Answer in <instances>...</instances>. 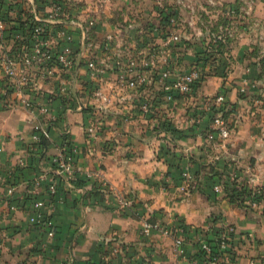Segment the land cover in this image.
I'll use <instances>...</instances> for the list:
<instances>
[{"label": "crops", "instance_id": "obj_1", "mask_svg": "<svg viewBox=\"0 0 264 264\" xmlns=\"http://www.w3.org/2000/svg\"><path fill=\"white\" fill-rule=\"evenodd\" d=\"M57 1L68 11L64 25H59L74 36L75 69L69 74L45 63L32 65L27 69L31 83L24 91L55 115L54 123L48 125L50 137L44 150L33 153L29 147L36 123L45 117L20 104L0 109V236L5 234L0 264H93L102 260L107 264H206L198 256L196 239H206L219 221L234 227L235 257L207 264H264V199L252 208L236 206L222 187L218 192L211 190L205 174L209 164L224 173L231 161L249 188L264 187V55L248 54L251 34L243 31L233 37V47L236 50L238 45L240 54L220 52L219 57L226 58L232 68L225 81L210 74L216 86L222 83L233 106L229 115L233 129L222 139L206 129L204 110L190 116L180 97L168 105L159 101V86L149 75L163 66L158 67V56L149 48L151 40L162 46L150 32V22L158 19L159 9H174L179 16L180 10H188L191 15L184 20L194 28L196 18L191 11L200 1V7L220 26L222 0H125L120 8L126 17L118 24L101 18L105 0H0V54L19 46L29 22L43 17ZM231 2L242 14L243 20H235L238 29L253 28L255 15L264 13V0ZM109 35L112 40L106 48L104 40ZM90 55L105 67L116 60L125 63L130 57L145 64L147 83L138 91L154 98L152 113L140 114L137 91L119 80L116 69L108 68L100 79L91 80L86 70ZM154 65L157 69H152ZM238 88H244L245 95ZM92 118L101 123V132L89 144L85 127ZM165 119L175 133L160 128ZM63 130L79 150L74 167L82 185L60 182L50 197L47 182L37 181V176L52 173L51 158ZM206 147L220 152L214 162L207 161ZM185 168L201 177L198 189L185 188L179 176ZM86 172L97 173L98 180L92 177L85 182ZM101 182L114 193L133 196V208L120 210L103 203L95 188ZM40 199L45 205L38 208L35 202ZM145 218L171 231L181 224L189 227L185 245L176 248L170 234L158 230L144 236L141 221ZM113 249L118 252L112 253Z\"/></svg>", "mask_w": 264, "mask_h": 264}, {"label": "built area", "instance_id": "obj_2", "mask_svg": "<svg viewBox=\"0 0 264 264\" xmlns=\"http://www.w3.org/2000/svg\"><path fill=\"white\" fill-rule=\"evenodd\" d=\"M167 11V18L165 22L157 19L150 22L151 38L158 37L163 45L169 46L175 44L179 39L175 33V27L178 24L179 15L174 9H159ZM67 10L62 3H52L47 9L46 14L43 17H34L27 28L29 33L25 34L22 38V42L19 46H14L13 49L6 50L0 54V71L2 76L0 77V109L12 108L16 104H20L25 109L29 110L34 115L40 118L45 117L43 122H38L35 125L32 135V144L29 147V151L36 153L44 150L41 148V144L45 139H49V124H53L55 121V115L51 109L44 105L40 100L34 96H26L24 91L30 86V74L27 69L35 64L45 63L47 67L58 68L64 73H71L75 69V51H74V36L66 28L60 26L64 25L63 19L68 18ZM1 28V27H0ZM221 36H217L216 39H220ZM111 36H106L104 40V46L108 48L111 43ZM154 41L151 40L150 51L152 55L160 53V59L163 66L159 69L154 67V73L149 74L150 77L157 81L158 89L160 91L159 101L164 105H168L174 102L176 95H194L200 81V71L197 69H191L189 71H178L169 61V53L165 49L157 50L153 49ZM165 52V54H164ZM146 65L137 61L134 57H130L125 63L116 60L110 66H102L96 61L94 55H90L86 62L87 74L91 80L100 79L108 68L116 69L119 80L130 89L136 90L138 98L140 100L138 109L142 116H149L152 113L154 107L152 102L148 103L145 100L144 94L138 91L143 85L147 83V74L144 67ZM241 90H244L241 88ZM12 95H15L13 98ZM104 101H107L106 97H103ZM143 101V102H142ZM202 107L205 111L213 110L212 116L208 125L210 134H216L222 139H227L233 126L229 119L223 117L225 111L231 109L229 101L226 99L224 93H219L213 96L203 97L201 99ZM86 141L87 143H93L94 139L98 137L101 132V123L96 122L95 119H90L86 127ZM66 131L60 132V142L57 145V153L51 158L52 173H41L37 176V181H46V189L48 195L51 197L57 192V187L60 182L67 185H73V181L76 180L78 174L75 170L76 157L79 154V150L71 141L63 135ZM97 173H85L87 179L92 177L98 180ZM181 179L184 182L187 190H196L200 186L199 177H195L193 173L188 169H183L181 173ZM230 180L238 182L237 188L240 189L241 180L237 177L236 173L232 171L230 173ZM99 195L103 200V203L116 207L120 210H129L135 205V198L129 195H122L114 193L111 187L103 184L102 182L95 186ZM214 191L221 190L220 185H214ZM249 207H254L258 204L256 200H247ZM45 205V201L40 199L35 202V206L41 208ZM222 224L223 230L220 235V248L231 249V240L235 233L233 225L224 221H219ZM154 230L162 231L170 234L173 240V244L176 248H180L185 245L190 233V228L186 225H178L173 231L157 221H151L148 218L141 221V232L144 236H148ZM5 238V234L1 233L0 245ZM198 242V250L203 251L208 258L210 254V246L205 239H196ZM118 252L117 249H113L112 253ZM222 257L225 261L230 260V255L223 253ZM210 262L218 261L221 257L214 256ZM93 264H107L105 260L95 262Z\"/></svg>", "mask_w": 264, "mask_h": 264}, {"label": "rangeland", "instance_id": "obj_3", "mask_svg": "<svg viewBox=\"0 0 264 264\" xmlns=\"http://www.w3.org/2000/svg\"><path fill=\"white\" fill-rule=\"evenodd\" d=\"M65 1L67 2L70 0ZM99 1L104 2V0ZM123 1L125 2V0H105V4L103 7H106V9L102 7V11L99 12L101 14V18L103 20L111 19L115 24L123 23L125 19L124 17H126V13L122 11L123 8H120L123 7V4H121V2L123 3ZM198 1L199 0H197L196 2ZM231 1L222 0L221 6L219 5V9L221 8L222 10V13L219 14L221 17L219 22V24H221V27L219 25L217 26L213 22L215 17H213L211 13H206L205 10L200 7L199 1L198 4H195V9H193L192 11L189 10L193 12L192 14H194L196 18L194 28L190 26L186 20H184L186 16L188 17L189 15H191L187 12L188 10H180L181 15L178 18V24L176 25L174 30L179 37L177 42L169 46H160L158 44H153V49L157 50V52L159 51L158 47L167 50V52L169 53V61L171 60L170 63H172L173 60H176L177 66H179L180 71L197 69L200 71V73H202V82L201 84H199L194 95H176L177 97H180L181 101L186 103V111L190 114V116L192 114H199L204 110L202 104L200 103L203 97L213 96L223 92L224 89H222V83L216 86L215 82H217V80L209 78L211 77L210 74L212 73H216V76L221 77L222 81H225V79L230 76L232 70L231 64L228 62V60H226V58H224L225 63L219 61V59H221L219 57V51L221 52L225 50H232L234 51V55L236 53L240 54L239 52H237L239 46H236V50L234 48V36H241L243 31H246V33H250L253 41L250 44L251 47L248 54L256 56L264 55V13H257V15H255V25H253V28H250L249 30L238 29L235 27V20H243V18H241V12H239V10ZM71 3L72 2H70L69 4L72 6ZM187 9L189 8L187 7ZM221 35L224 37V41H220L219 39L215 40L217 36ZM246 45L247 44H245V46ZM243 49L244 48H242V50ZM160 55L161 54L158 53V67L162 65ZM237 92L240 95H245V90H239L238 88ZM153 99L154 98H151L150 96L145 98V100H148V103L152 102ZM165 114L166 116L164 117L170 119L169 113ZM206 148L207 149L205 156L207 158V161L214 162L215 155L219 154L220 152L218 151L217 153L215 148ZM229 162V170L232 169V171H236V168L233 167L231 161ZM190 171L193 172L192 170Z\"/></svg>", "mask_w": 264, "mask_h": 264}, {"label": "trees", "instance_id": "obj_4", "mask_svg": "<svg viewBox=\"0 0 264 264\" xmlns=\"http://www.w3.org/2000/svg\"><path fill=\"white\" fill-rule=\"evenodd\" d=\"M49 1H54V0H45V2H49ZM58 2V1H57ZM60 3V2H58ZM168 10H170V8H168ZM167 14V11L165 10H159L158 11V19L162 20L163 22H165V18H167V16L165 15ZM26 34L29 33L30 30H28V28L25 29ZM217 40V39H215ZM220 41H224V37L221 35V38L219 39ZM220 53V51H219ZM219 61L225 63L224 59H219ZM212 74H216V73H212ZM202 73H200V81L199 84H201L202 82ZM199 86V85H198ZM229 105L231 107V109L229 111H225L223 113V117L225 119H229V115L233 110V106L232 103L229 102ZM212 112L213 110H209L206 111L207 115L205 114L206 119H207V125H206V129L208 130V125L212 116ZM54 123V122H53ZM160 128L162 130H164L165 132H169L171 134L175 133V128L173 127L172 123L169 120H163L160 123ZM209 132V130H208ZM64 138H68L67 134L63 135ZM48 140L45 139L43 141V143L41 144V148H45L47 145ZM225 169L224 170V178H221V172L214 170V165L210 166L208 170H206L205 174H207L206 180L209 184V187L211 188L212 191H214L213 187L214 185H221L222 187V191L224 192L225 197L228 199V201L232 204H235L236 206L239 207H245L248 208L249 206L247 205V200H256L257 202H260V200L264 199V187H256L254 189L249 188L244 182H241V186L240 189L237 188V185L239 184L238 182L234 181V180H230V173L232 172V169H230V163H226L225 165ZM183 171V170H182ZM182 171H180L179 176L181 177V173ZM235 172V171H234ZM193 175L195 177H199V174L196 172H192ZM236 173V172H235ZM238 177V176H237ZM79 176H77L76 180L73 181V185H82V182L79 181ZM89 179L85 178L84 181L87 182ZM223 180V182L221 181ZM216 192V191H214ZM152 221V220H151ZM223 230V226L222 224H219V222H217L214 226L211 227L210 229V233L209 236L206 237L205 241L209 244L210 246V254L208 255V258L206 257V254L201 251L198 250V256L202 257V259L204 260V262L207 264V262L209 263L210 261L213 260L212 257L219 256L222 257L223 253H227L228 255H230V260H233L234 256V251H232L231 249H221L220 248V235L222 233ZM198 246V245H197ZM199 264V263H197Z\"/></svg>", "mask_w": 264, "mask_h": 264}]
</instances>
